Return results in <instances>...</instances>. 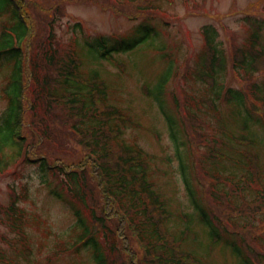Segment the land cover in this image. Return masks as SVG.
<instances>
[{
  "label": "rangeland",
  "instance_id": "obj_1",
  "mask_svg": "<svg viewBox=\"0 0 264 264\" xmlns=\"http://www.w3.org/2000/svg\"><path fill=\"white\" fill-rule=\"evenodd\" d=\"M262 1L24 0L20 6V12L32 18L35 34L36 27L55 26L52 32L42 30L38 37L51 39L52 36L59 50L60 47L72 48L76 39L72 29L82 24L77 50L83 59L80 68L83 78L90 80L91 72L97 73L106 86V103L124 113L132 124L125 132L126 142L138 144L154 156L151 179L171 213L168 226L174 235H183L185 223L191 218V228L183 249L193 253L200 264L241 263L227 241L211 240L198 212L193 208L181 177L180 163L175 157L170 128L153 94L157 92L160 79L171 74L172 67L173 76L163 96L166 107L175 113L173 94L179 100L188 97L196 104L203 103L197 124L201 126L203 137L208 136L207 141L215 143L226 156L218 161L219 165L214 166V170L212 163L207 166L211 174L219 176L221 183L218 186L222 189L214 190L223 199L209 200L210 191L205 192L199 185L192 157L190 179L193 187L198 190L201 203L207 209L212 208L215 215L221 219L234 215L231 219L238 225L239 236L248 245L247 251L254 252L248 253V256L255 258V262H259L257 258H262L264 264V110H261L262 114L254 111L248 114L236 107V102L227 103L223 98V102L217 103L218 113L213 112L208 108L211 88L194 78L204 50L202 28L214 26L219 30L220 48H224L225 56L229 55L226 74L218 79L224 88L223 95L229 88L241 90L242 85L246 87L232 73L230 52L239 51L250 35V29L242 18L247 15L264 18V13L260 11ZM60 5L64 9L57 12L55 6ZM135 6L140 8L136 9ZM175 18L177 20H173ZM8 21L9 16L0 18V31ZM144 25L154 32L129 51L117 53L112 60L99 62L89 56L85 58L80 50H84L85 46L87 53V44L103 36L109 47L133 44L137 30ZM55 37L60 38L59 45ZM116 38L129 39L119 44L114 40ZM262 40L264 42V32ZM27 46L24 45L25 49ZM187 73H191L192 78L187 77ZM9 74L8 67L0 71V115L7 105L2 94ZM258 84L264 86V74L259 77ZM147 90L152 93L151 97L147 96ZM247 109L250 110L249 105ZM68 113L65 106L59 105L54 110V116L43 125L42 128L55 139L39 142L32 137L34 132L25 131L31 152L37 149L40 155L52 157L53 164L55 159L76 164L85 158V150L72 140L76 138L70 134L68 124L74 121H70ZM246 121H250L251 128L239 129L241 122L242 128ZM235 134L239 136L237 142L231 139V135ZM189 147L187 143L183 161L189 158L186 151ZM207 148L202 146L203 151ZM6 153L11 154L12 150L8 149ZM248 153L257 156L259 164L254 163V166L258 170L246 168ZM50 182L44 185L35 165L26 162L25 157L14 159L4 171L0 169V264H94L92 252L76 240L75 218L68 201L66 198V201L60 200L52 193L53 190L64 192V196L70 199L66 195L65 179L52 176ZM237 184L244 189L240 191ZM133 248L139 256H143L140 245L135 244Z\"/></svg>",
  "mask_w": 264,
  "mask_h": 264
},
{
  "label": "trees",
  "instance_id": "obj_2",
  "mask_svg": "<svg viewBox=\"0 0 264 264\" xmlns=\"http://www.w3.org/2000/svg\"><path fill=\"white\" fill-rule=\"evenodd\" d=\"M23 4L24 0H0V18L9 16V21L2 25L0 31V71L5 67L10 69L2 94L7 105L0 115V169L4 171L14 159L25 157L26 162L35 165L44 185L51 183L52 176L65 179L64 187L70 199L64 196V192L53 190L52 193L58 199L68 201L75 218L76 240L92 252L94 264H200L193 253L183 249L191 228V218L185 223L183 235H174L168 226L171 213L151 179L154 156L138 144L126 142L125 132L132 124L124 113L106 103V86L97 73L91 72L90 80L83 78L80 71L83 59L77 50L82 24L72 29L76 37L72 48L60 47L59 50L52 36L51 39L38 37L42 30L52 32L55 26L36 27L35 34L32 18L20 12ZM63 9V5L55 6L57 12ZM260 11L264 13V0ZM242 21L249 27L250 35L239 51L231 50L230 63L233 75L246 87L242 85L241 90L229 88L225 95L218 79L226 74L229 55L225 56L224 48L219 46V30L214 26L202 28L204 50L194 78L211 88L208 108L216 113L217 103L223 102V98L227 103L236 102L239 106H235L248 114H251L250 111L262 114L261 110H264V86L258 84L259 77L264 74V18L247 15ZM153 32L149 27L141 26L133 44L109 47L103 36L87 44V53L85 46L84 50H80L85 58L89 56L99 62L112 60L117 53L129 51ZM55 38L59 45L60 38ZM128 39L114 40L120 44ZM25 44L28 45L26 49ZM172 73L171 69L170 75L160 79L153 98L170 128L175 157L180 163L179 170L189 200L213 242L227 241L241 264H262V258H257L259 262H255V258L248 256V245L239 236L238 225L231 219L234 215H227V219L215 215L212 208L207 209L201 203L198 190L193 187L190 179L192 157L199 185L205 192L210 191L209 200L223 199L214 190L222 189L218 186L221 183L219 176L211 174L207 166L212 163L214 170V166L219 165L218 161L226 156L215 143L207 141L208 136L203 137L201 126L197 124L203 103L196 104L188 97L179 100L173 94L175 113L166 107L163 96ZM186 76L192 78L191 73ZM146 94L152 95L149 90ZM59 105L69 110V119L74 123L70 122L68 129L76 138L72 140L86 152L85 158L76 164H66L62 159H55L53 164L52 157L40 155L37 149L31 152L32 147L28 146L30 142L25 131L34 132L31 135L39 142L54 138L42 127L54 116V110ZM41 109L43 112H40ZM262 117L264 119V111ZM241 126L239 129L249 130L250 121ZM238 138L236 134L231 135L236 142ZM187 143L190 144L186 149L189 158L183 161ZM202 146L208 147L207 150L203 151ZM8 149L12 150L11 154L6 153ZM248 154L246 168L258 170L254 166V163L259 164L257 156ZM237 186L240 191L244 189L239 184ZM135 244L141 246L142 257L133 248Z\"/></svg>",
  "mask_w": 264,
  "mask_h": 264
}]
</instances>
